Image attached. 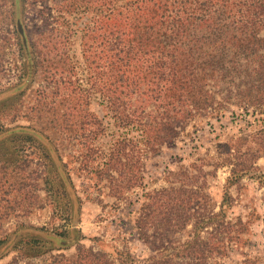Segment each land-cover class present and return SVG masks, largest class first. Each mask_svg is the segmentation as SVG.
<instances>
[{"label": "trees", "instance_id": "16d2710c", "mask_svg": "<svg viewBox=\"0 0 264 264\" xmlns=\"http://www.w3.org/2000/svg\"><path fill=\"white\" fill-rule=\"evenodd\" d=\"M118 1L64 0L57 6L62 14L105 8L96 12L93 26L82 29L85 86L55 32L42 28L32 34L20 19V11L32 2L42 4L39 21L55 6L48 0H0V26H7L15 38L17 60L24 69L17 83L0 90V259L15 251L14 260L5 264H227L236 251L242 258L234 264H264L263 258L241 251L250 245L247 234L253 221H229L224 204L218 212L201 213L197 198L180 207L171 198L156 203L161 194L150 198L137 221L138 238L151 251L143 259L129 249L120 251L118 258L92 247H80L72 256L52 253L63 249L49 247L52 240L47 237L62 244L65 232L21 221L44 207L49 198L42 196L43 191L54 193L59 206L64 198L77 217L79 198L71 182L67 188L68 162L62 160L73 141L82 147L72 162L79 163L90 180H108L110 194L120 199L142 181L134 155L138 144L158 151L178 129L217 103L264 107V0H126L122 5L123 0ZM12 37L0 45L4 54ZM44 68L43 78L39 71ZM35 74H40L42 86L24 113L30 124L8 126L4 120L16 108L3 111L5 101L23 102ZM97 95L117 127L136 129L141 137L126 133L109 152L97 149L92 140L105 130L92 110ZM38 141L47 144L40 146L45 172L35 168L33 156L16 148L20 142ZM98 157L106 158L103 166L94 165ZM12 220L19 223L10 234L7 225ZM32 232L37 236L24 235ZM182 233L188 235L178 239Z\"/></svg>", "mask_w": 264, "mask_h": 264}, {"label": "rangeland", "instance_id": "374dc122", "mask_svg": "<svg viewBox=\"0 0 264 264\" xmlns=\"http://www.w3.org/2000/svg\"><path fill=\"white\" fill-rule=\"evenodd\" d=\"M125 1H120L119 5ZM63 3L64 0H48V4H53L55 10L52 14H47L46 19L39 21L37 16L38 11L43 8L42 4L36 5L32 2L20 11V19L32 34L42 28L53 30L58 39L63 41V48L66 47L67 53L77 67L81 83L87 86V69L82 52V29L93 26L96 12L98 10L102 12L105 8L89 12L82 8L73 14L67 12L62 14L57 8ZM5 37H12V33L7 26H0V45L6 43V40L3 41ZM11 39L6 47V54L0 48V90L17 83L24 74V69L21 68L22 61L17 60L20 56L18 45L14 37ZM46 71V68L39 71L43 78L41 72ZM40 74H35V82L27 91L23 102L18 101L13 105L11 102L15 99L5 101L7 104L3 105L6 106L3 111L9 112L12 106L16 108L15 113H10L11 115L4 120L8 126L30 124L24 113L32 107L38 97V89L42 86L39 82ZM92 102V110L102 119L105 129L100 138L92 140L97 149L109 152L117 138L126 136V133L129 137H141L140 131L136 129L117 127L106 102L99 95ZM77 143L73 141V146L62 154L63 163L68 162L65 169L69 176L67 188L72 183L79 198L76 202V206L79 203L77 217L74 218L73 207L70 209L71 205H66L67 201L64 198L59 206L55 194L50 192L47 195L45 191L42 192V196L49 199L46 200L44 207L21 217L26 226L45 228L49 232H65L64 244L52 239L53 237H47L48 240H52L49 247L63 249L52 253L62 252L72 256L80 247H92L94 250L105 251L115 258L119 257L120 251L126 249L138 258L149 257L151 251L138 238L137 221L143 213L144 205L150 203V198L161 194V200L159 196L155 198L159 205L171 198L174 199V205L180 207L184 202H189V198H197L199 204L196 206L202 208L201 213L211 209L218 212L224 204L229 221L236 222L239 219L253 221L247 234L251 240L250 245L241 251L259 256L264 262V107L217 103L202 114H197L185 128L178 129L177 135L161 145L158 151L152 152L143 144H138V153L135 152L134 155L138 157L137 167L141 172L142 181L120 199L110 194L112 185L108 180L101 181L98 177L97 181L90 180L87 173L79 170V163L72 162L78 156L77 150L82 147ZM40 144L39 141L20 142L16 148L22 154L33 156L35 168L45 172V161L40 159V146L45 147L47 144ZM105 161V157H98L94 165L103 166ZM41 162L43 164L39 165ZM18 223L12 220L7 225V231L10 234L14 232ZM190 229L191 226L188 227V230ZM27 234L24 233L30 238L32 235L37 236L38 233ZM187 235L188 233H182L177 235V238L185 239ZM52 253L50 252L47 257L49 258ZM16 256L17 252L11 251L0 259V264L12 262ZM241 258L240 252L234 251L226 262L234 264Z\"/></svg>", "mask_w": 264, "mask_h": 264}]
</instances>
